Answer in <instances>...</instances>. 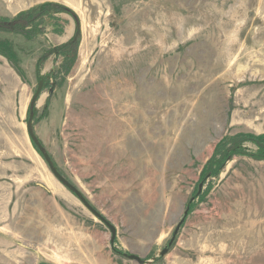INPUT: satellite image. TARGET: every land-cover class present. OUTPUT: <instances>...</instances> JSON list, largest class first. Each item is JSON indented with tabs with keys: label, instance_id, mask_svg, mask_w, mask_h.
<instances>
[{
	"label": "rangeland",
	"instance_id": "obj_1",
	"mask_svg": "<svg viewBox=\"0 0 264 264\" xmlns=\"http://www.w3.org/2000/svg\"><path fill=\"white\" fill-rule=\"evenodd\" d=\"M22 13L31 39L0 32V264H264V160L201 182L222 139L264 134V0H0Z\"/></svg>",
	"mask_w": 264,
	"mask_h": 264
},
{
	"label": "trees",
	"instance_id": "obj_2",
	"mask_svg": "<svg viewBox=\"0 0 264 264\" xmlns=\"http://www.w3.org/2000/svg\"><path fill=\"white\" fill-rule=\"evenodd\" d=\"M36 18L32 14L23 13L20 17L17 18H0V32H11L16 29L15 32H21L23 36H26L28 39H31L35 35V31H37L35 25L33 26ZM29 27V31L26 30V28ZM71 46H77L76 37L71 42H68V44L64 45V47L68 49ZM0 56L7 59L15 68V70L19 72L16 55L10 41L6 39H0ZM246 142L254 144L256 146L255 148L257 149L256 152L253 153L248 151V149L244 146V143ZM35 149L42 156L41 151L38 150L37 147H35ZM213 150V154L211 155L210 159L206 161L207 163L202 170L201 182H203L205 178L209 179L216 178L217 176H219L218 174L225 167L227 161H230L234 156H247L254 158V160H264V134L259 136L250 134H236L230 137H226L222 139ZM53 167L56 168L54 165ZM57 171L59 172L58 169ZM211 185L206 187V190L203 195L207 194V192L212 188ZM71 192L74 193V191ZM74 194L76 195V193ZM76 196L78 198L82 197L81 194ZM193 207L194 205L189 203L187 207V212L190 213ZM115 252L118 255L127 256V254H123L118 251Z\"/></svg>",
	"mask_w": 264,
	"mask_h": 264
},
{
	"label": "water",
	"instance_id": "obj_3",
	"mask_svg": "<svg viewBox=\"0 0 264 264\" xmlns=\"http://www.w3.org/2000/svg\"><path fill=\"white\" fill-rule=\"evenodd\" d=\"M40 89H41V85L38 86L37 91H36V95L39 94ZM28 120L29 121L27 123V130H28L29 137L32 140V142L34 143V145L37 147V149L41 151V153H42L41 157H43L45 162L50 167L49 169H51V171L54 175V178H56L57 181H59L60 183L65 185V187H67V189L69 188L71 191H74V193H76V195H79L80 193L77 191V189L74 186H72L68 181H66L63 178V176L57 171V169H55L53 167L50 156L48 155V153L43 151V145L40 143V141L37 140L35 134L33 132H31L32 131V129L30 127V120L31 119H28ZM200 187H201V184L199 185L198 188H200ZM79 199H80V202H82L83 205H85V207H87L93 213V215H96V217H98L103 223H105L107 225L108 229H110V232H111V241H113L115 238V229H113L114 227L112 225H110L103 217H100V215L88 205V203L86 202V200L83 197H80ZM186 213H188L187 210H186ZM186 213H184V214H186ZM182 222H183V220H181L180 223L177 226H175L176 228L174 230V234H176L178 232ZM170 243H171V241H170ZM165 251H167V249H164L163 251H161L160 254L161 255L165 254L166 253ZM127 257L130 260H134V261L138 262L139 264L144 263V260L141 259L140 257L136 256V255H127Z\"/></svg>",
	"mask_w": 264,
	"mask_h": 264
}]
</instances>
